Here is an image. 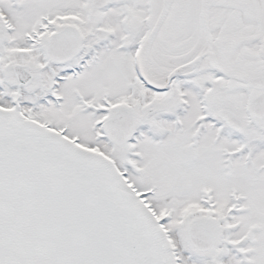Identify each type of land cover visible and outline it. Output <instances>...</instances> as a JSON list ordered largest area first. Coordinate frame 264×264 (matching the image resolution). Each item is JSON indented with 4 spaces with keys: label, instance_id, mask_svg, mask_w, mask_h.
Instances as JSON below:
<instances>
[{
    "label": "snow or ice",
    "instance_id": "1",
    "mask_svg": "<svg viewBox=\"0 0 264 264\" xmlns=\"http://www.w3.org/2000/svg\"><path fill=\"white\" fill-rule=\"evenodd\" d=\"M0 264H264V0H0Z\"/></svg>",
    "mask_w": 264,
    "mask_h": 264
}]
</instances>
